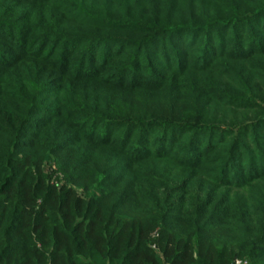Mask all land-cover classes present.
<instances>
[{"label": "trees", "instance_id": "trees-1", "mask_svg": "<svg viewBox=\"0 0 264 264\" xmlns=\"http://www.w3.org/2000/svg\"><path fill=\"white\" fill-rule=\"evenodd\" d=\"M242 263L264 0H0V264Z\"/></svg>", "mask_w": 264, "mask_h": 264}, {"label": "built area", "instance_id": "built-area-1", "mask_svg": "<svg viewBox=\"0 0 264 264\" xmlns=\"http://www.w3.org/2000/svg\"><path fill=\"white\" fill-rule=\"evenodd\" d=\"M238 263H241V261H238Z\"/></svg>", "mask_w": 264, "mask_h": 264}, {"label": "rangeland", "instance_id": "rangeland-1", "mask_svg": "<svg viewBox=\"0 0 264 264\" xmlns=\"http://www.w3.org/2000/svg\"><path fill=\"white\" fill-rule=\"evenodd\" d=\"M239 261V260H238ZM242 264H245V263H242Z\"/></svg>", "mask_w": 264, "mask_h": 264}]
</instances>
